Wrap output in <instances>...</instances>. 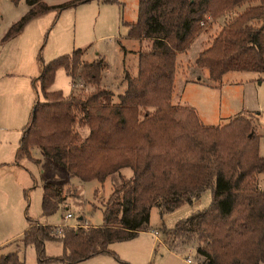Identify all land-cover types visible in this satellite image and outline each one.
Segmentation results:
<instances>
[{"label": "trees", "instance_id": "16d2710c", "mask_svg": "<svg viewBox=\"0 0 264 264\" xmlns=\"http://www.w3.org/2000/svg\"><path fill=\"white\" fill-rule=\"evenodd\" d=\"M91 0H26L28 9L7 28L2 39L16 35L30 19ZM115 2L117 0H97ZM236 8H241L236 10ZM138 14L126 22L127 36L138 38L137 72L124 71L125 88L112 100L101 86L103 56L82 58L75 48L41 64L34 79L41 98L22 128L15 160L31 156L33 146L67 171L42 184L45 215L66 204L68 182H103L119 173L98 225L47 224L27 216L22 245L35 246L39 262L74 263L111 252L113 241L126 240L148 228L150 210L160 215L191 203L210 188L206 207L191 212L161 232L195 241L198 264H264V171L260 135L251 116L241 113L224 124L201 122L193 106L173 104L176 57L193 40L226 17L219 31L197 54L194 63L219 80L228 70H251L264 76V0H138ZM70 76L72 92L51 89L57 68ZM262 78V76H260ZM91 83L82 93L77 85ZM86 127L82 136L76 126ZM129 167L123 175L120 169ZM66 184V185H65ZM66 190V191H65ZM164 238V243H168ZM58 239L63 253L44 254L45 241ZM0 264H23L19 250L0 254Z\"/></svg>", "mask_w": 264, "mask_h": 264}, {"label": "rangeland", "instance_id": "374dc122", "mask_svg": "<svg viewBox=\"0 0 264 264\" xmlns=\"http://www.w3.org/2000/svg\"><path fill=\"white\" fill-rule=\"evenodd\" d=\"M240 9L236 8L237 11ZM137 10L138 0H91L64 8L57 15L56 11L45 12L27 21L16 35L2 39L12 22L25 13L26 0H0V254L22 246L19 255L23 264H198L197 260L201 257L195 252V241L181 236L165 238L160 228L162 222L166 227H172L177 220L209 205L212 198L210 188H206L191 203H182L163 215H160L157 206H152L146 230L140 231L130 239L109 243L111 252L96 254L74 263L57 260L39 262L35 246L32 243L23 246L18 239L28 226L27 216L58 226L77 223L81 221L80 216L83 224L102 223V205L114 185L120 181L118 172L110 174L103 182L96 179L82 181L74 176L77 182L65 184L68 187L67 191L65 190L66 204L45 215L41 208L42 184L46 177L62 174L65 176L67 171L45 156L38 146L31 149V156L40 158L38 162L28 157L16 161L15 153L33 104L37 97L41 98L34 79L43 62L69 53L75 48L84 49L85 60L94 59L98 52H106L108 65L105 67L107 78L104 85L109 86L107 89L112 92V100H117V95L124 90L126 83L123 68L128 69L130 74L137 72L138 59L135 52L130 51L124 55L121 49V45L128 48H135L133 44L139 46L137 40L127 37L126 24L127 21L136 20ZM225 18L220 17L213 21L210 29L201 32L187 50L177 54L176 60L175 74L178 76L174 77L171 102L188 105L197 103L196 106L199 107L201 101L210 100L214 105L212 107L215 114L208 123L225 119L220 118L219 112L225 113V103L234 93H229L228 90L222 95L220 91L210 92L208 100L207 95L196 87L190 84L183 86L180 72L189 78H194L197 74L202 75L194 63L197 50L200 45L205 47L211 42ZM192 67L195 68L194 72L191 71ZM228 73L227 77L235 79L248 77L252 72ZM208 78L205 77L209 81ZM261 79L259 77V80ZM71 86L70 76L64 68H57L51 89H60L66 96L70 94ZM77 87L79 92L85 93L91 91L94 85L79 83ZM252 90V97L257 104V117L253 119V125L264 133V79L260 82L254 81ZM76 129L82 136L88 132L86 127L79 125ZM259 151L264 155V136L259 141ZM120 173L126 176L131 173V169L123 167ZM260 184L264 187V172L260 175ZM66 212H71L72 217L66 218ZM164 238L171 245L164 243ZM62 253L60 240L45 241L46 256L55 257ZM187 258H190L191 262H187Z\"/></svg>", "mask_w": 264, "mask_h": 264}, {"label": "crops", "instance_id": "0c3cea01", "mask_svg": "<svg viewBox=\"0 0 264 264\" xmlns=\"http://www.w3.org/2000/svg\"><path fill=\"white\" fill-rule=\"evenodd\" d=\"M55 1L56 0H52L50 2H55ZM28 7H29V5L26 3V10L28 9ZM51 11H55V10H51ZM127 22H133V21H127ZM130 38H134V37H130ZM134 39L137 40L139 46H136V44H133V47L135 46V48H128L125 45H121V49L123 50L124 55L127 54V53H129L130 51L135 52V54L137 55V59H138V52H137V50L140 47V40L138 38H134ZM200 46H199V48L197 50V54H198L199 51H201L204 48V47H200ZM96 55L97 56H95V58H97L98 56H103L105 58L106 63H107L106 65H108V59H107L106 52H98V53H96ZM82 58L84 59V54H83ZM177 58H178V55L176 57V60H177ZM137 66H138V60H137ZM105 67L102 70L101 86H103L105 88H109V86H105L104 85V83H106L105 81H106V78H107V77H105L106 74H107V72L105 71ZM194 69L195 68L192 67L191 68V71L194 72ZM39 70L40 69H38V72H39ZM124 70H128V69H126L124 67L123 68V71ZM199 70H201L202 75L201 74H197L194 78L185 77L180 72V81H181V83H183V86L184 85L187 86V85L190 84L193 87H196L198 90H201L203 94H206L207 95V99L208 100H209L208 96H209V93L210 92H214L215 91V92H218L219 93V91H220V93L222 95L226 90H228L229 93H234V95H231L230 99L225 103V106H226L225 109L227 108V110H225V113L222 114L221 111L219 112L220 118H225L224 120H220L221 122L222 121H227L228 119H230V118H232V117H234V116H236L238 114H241V113H245V114L251 116L252 121H253V119H256L257 114H255V111H256V105L257 104L254 102V100H255L254 97H252L253 96V93H254V91L252 90V84H253L254 81H259V82L262 81L264 79V77H262V79L259 80V77L261 75H259V73L257 71H251V70H243V71L228 70V71H226L221 76V78L219 80H212V79H210L208 81V80L205 79V77L208 76V70L206 68H199ZM231 71L252 72V73H251V75H249L248 77H245V78H235V79H231V77L230 78L227 77L228 74H229L228 72H231ZM132 75H134V74H132ZM176 76H178L177 73L175 74V78H176ZM227 86H230V87H227ZM231 87H234V88H231ZM50 88H51V86H50ZM71 92H72V86H71L70 93ZM225 97H226V95H225ZM185 101H187V100H185ZM201 102L202 103L198 104L199 107L196 106L197 103L196 104L195 103H192V105H191L196 110V112H197V114H198L199 119L201 120V122L204 123V124H208V125L220 124L221 122L208 123V121H212V119L214 117V114H215L214 113V108H213L214 105L210 102V100L209 101H206V102H203V101H201ZM204 121H206V122H204ZM255 129H256L257 133L260 135V139H261V137L264 136V133L261 132V131H259L256 127H255ZM33 147H35V146H33ZM31 149H30V151H31ZM262 156L264 157V155H262ZM35 158L38 161H40V158L39 157H35ZM263 172H261L259 174V176H258V183H259V186H261V187H262V185L260 184V175ZM61 177H65V176L62 174ZM66 207H67V205H66ZM79 218L82 221V216H80ZM81 221H79L77 223H74V224L81 223ZM27 225H28V223H27ZM20 238H21V236H20ZM20 238H18V239H20ZM18 239H16V241ZM21 248H22V246L20 248H18V250L20 251Z\"/></svg>", "mask_w": 264, "mask_h": 264}, {"label": "built area", "instance_id": "2783aa9c", "mask_svg": "<svg viewBox=\"0 0 264 264\" xmlns=\"http://www.w3.org/2000/svg\"><path fill=\"white\" fill-rule=\"evenodd\" d=\"M65 217H66V218H70V217H72V213H71V212H66V213H65ZM60 227H61V226H59L58 231H60ZM186 260H187V262H191V259H190V258H187Z\"/></svg>", "mask_w": 264, "mask_h": 264}]
</instances>
